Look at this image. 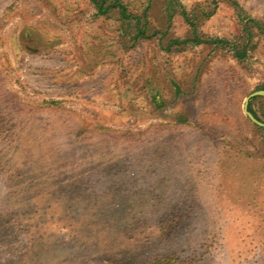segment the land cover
Segmentation results:
<instances>
[{
	"label": "rangeland",
	"instance_id": "374dc122",
	"mask_svg": "<svg viewBox=\"0 0 264 264\" xmlns=\"http://www.w3.org/2000/svg\"><path fill=\"white\" fill-rule=\"evenodd\" d=\"M124 1L150 7L156 38L91 0H0V264H264V130L244 113L264 35L244 62L232 45L168 49L192 36L184 19ZM180 1L215 10L208 40L264 24V0Z\"/></svg>",
	"mask_w": 264,
	"mask_h": 264
},
{
	"label": "trees",
	"instance_id": "16d2710c",
	"mask_svg": "<svg viewBox=\"0 0 264 264\" xmlns=\"http://www.w3.org/2000/svg\"><path fill=\"white\" fill-rule=\"evenodd\" d=\"M230 2L233 6L240 9L239 4L236 0H226ZM94 5L97 16L108 17L112 13H117L119 19L122 22L123 26L126 25L127 28L133 29V40L138 42L140 40H151L157 37V31L151 32L150 29V18L149 11L150 7L146 6L142 12L136 13L130 10V4L126 3L124 0H91ZM167 11L168 22H172L176 15L181 16L184 21L190 26L192 30V36L187 39H172L169 42L168 49L173 47H183L187 45L200 46V45H210L216 44L223 47H228L229 45L233 46V55L234 58L239 62H244L249 58L250 43L253 39V29H257L260 34L264 35V24L258 20L252 18H246L248 21L244 26V30L247 34V43L240 44L236 42H230L224 39L208 40L203 38L199 33V22L202 19H207L215 14V10L210 13L203 11L202 13L189 12L185 6L181 3L180 0H164ZM149 4V3H148ZM245 19V18H244ZM260 90L264 91V85ZM259 98V97H258ZM256 98V99H258ZM255 99V100H256ZM249 110L252 114L259 120L260 117L253 111L252 102L249 105ZM264 130V129H262ZM172 258L157 259L154 264H172Z\"/></svg>",
	"mask_w": 264,
	"mask_h": 264
},
{
	"label": "water",
	"instance_id": "95a60500",
	"mask_svg": "<svg viewBox=\"0 0 264 264\" xmlns=\"http://www.w3.org/2000/svg\"><path fill=\"white\" fill-rule=\"evenodd\" d=\"M256 97H263L264 98V91H258V92H255L253 94H251L245 101V105H244V113L246 114V116L248 117V119L253 123L255 124L256 126L258 127H261L264 129V122L260 121L259 119H257L253 114L252 112L249 110V104H250V101L253 99V98H256Z\"/></svg>",
	"mask_w": 264,
	"mask_h": 264
}]
</instances>
